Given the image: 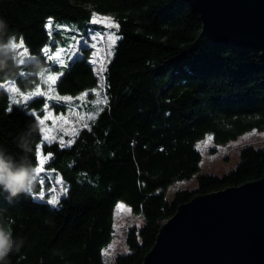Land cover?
Masks as SVG:
<instances>
[{
  "label": "trees",
  "instance_id": "obj_1",
  "mask_svg": "<svg viewBox=\"0 0 264 264\" xmlns=\"http://www.w3.org/2000/svg\"><path fill=\"white\" fill-rule=\"evenodd\" d=\"M94 15L110 17L119 26L100 91L105 102L70 145L46 143L37 116L44 117L48 102L34 95L41 77L28 71L31 58H38L48 72L58 70L44 49L52 53L59 39L65 46L67 38L51 32L50 22L80 23L77 28L85 32ZM0 18L8 23L4 38L23 41L29 56L0 71V148L21 158L20 137L31 132L30 159L38 168L41 148L49 157L45 168L66 187L56 205L32 194L9 201L0 193V218L24 241L7 264H106L104 251L116 232L119 202L143 226L129 229L128 252L114 264H142L162 223L178 206L264 175V147L249 145L241 149L238 167L225 177L198 175L203 155L197 144L208 134L216 144H227L249 131L264 130V63L255 50L210 43L188 4L0 0ZM90 58L91 49L82 48L79 57L60 69L63 74L55 84L59 96L93 95L99 79ZM9 83L32 98L13 103L1 88ZM54 107L65 110L67 105L58 102ZM195 177L194 191L178 192L171 202L166 198L172 186Z\"/></svg>",
  "mask_w": 264,
  "mask_h": 264
},
{
  "label": "water",
  "instance_id": "obj_2",
  "mask_svg": "<svg viewBox=\"0 0 264 264\" xmlns=\"http://www.w3.org/2000/svg\"><path fill=\"white\" fill-rule=\"evenodd\" d=\"M178 1L210 43L255 50L264 63V0ZM142 264H264V175L178 206Z\"/></svg>",
  "mask_w": 264,
  "mask_h": 264
},
{
  "label": "rangeland",
  "instance_id": "obj_3",
  "mask_svg": "<svg viewBox=\"0 0 264 264\" xmlns=\"http://www.w3.org/2000/svg\"><path fill=\"white\" fill-rule=\"evenodd\" d=\"M95 20V22H93ZM67 24V25H66ZM92 26L85 32L80 31L77 27H80V23H65V25H56L50 22L49 29L51 32H59L63 37L67 38V42H63L64 45H60L62 41L59 39L57 49L54 52L47 51L48 58L51 56L54 65L59 68L58 70H51L46 73L44 77H41L40 89L44 92V97L47 100V109L45 108V116L51 117L41 124V127L45 130L43 134V140L46 143L59 142L61 144L70 145L80 130L89 127V124L96 118L102 104L105 102V97L100 93L104 86V72L106 65L108 64L114 46L117 40L113 43L110 36H118L117 28L107 27L106 25L116 24L112 18L100 15H94L92 19ZM117 25V24H116ZM96 36L95 41L92 37ZM85 41H88L86 48L91 49V64L99 79V87L92 92L93 95L84 94L70 100L56 99L59 96L55 91V84H51L47 77L55 72H61L64 66L68 64L72 59L81 55L82 48H85ZM96 43L95 49L91 48V44ZM18 56L21 61L23 59V48L21 44L17 43ZM75 53V55H73ZM60 60L63 61L61 66ZM16 86L13 83L3 85L1 88L7 90L10 94V98L13 103L25 104L24 96L18 91H12V88ZM53 97L48 99V97ZM34 97V96H33ZM19 101V103H17ZM66 104L65 110H57L54 107L56 103ZM41 118V119H44ZM45 136L50 139H45ZM253 146L256 148L264 147V130H252L238 139L230 141L227 144H216L213 136L208 134L202 141L197 144L198 149L203 155V161L201 163V172L198 175L208 174L214 177L223 178L226 175L233 172L240 164V152L245 146ZM39 166L41 171L38 173V182L35 190L31 193L35 199L48 201L49 199L56 200L57 203L66 192V187L63 185L59 176L54 175V171H50L45 168V164L49 159L48 156L42 154L40 148ZM37 168V169H38ZM197 177V176H196ZM196 177L191 181L184 183H177L172 186L166 198L171 202L175 195L181 191H194L197 186ZM47 178H51L50 183ZM48 182V183H47ZM53 189H55L53 191ZM43 192L44 198L41 199L40 194ZM56 203V204H57ZM55 204V205H56ZM115 221L116 232L112 238L110 244L104 251L106 264H114L116 257L120 254L128 252L126 246V239L128 231L131 227L136 226L141 228L143 226V220L140 217L133 216L130 208L124 203L119 202L115 209Z\"/></svg>",
  "mask_w": 264,
  "mask_h": 264
},
{
  "label": "clouds",
  "instance_id": "obj_4",
  "mask_svg": "<svg viewBox=\"0 0 264 264\" xmlns=\"http://www.w3.org/2000/svg\"><path fill=\"white\" fill-rule=\"evenodd\" d=\"M8 31V23L0 18V71L12 64L23 63L19 59L15 37L4 34ZM33 64L28 71L34 76L44 77L48 68L38 58L32 57ZM31 132L20 137L19 147L24 153L21 158H16L0 148V193L6 194L5 198L11 201L19 196L31 194L38 182V170L29 157L32 152ZM23 239L16 237L9 225L0 218V264H7L8 257L13 252H18L23 246Z\"/></svg>",
  "mask_w": 264,
  "mask_h": 264
},
{
  "label": "snow or ice",
  "instance_id": "obj_5",
  "mask_svg": "<svg viewBox=\"0 0 264 264\" xmlns=\"http://www.w3.org/2000/svg\"><path fill=\"white\" fill-rule=\"evenodd\" d=\"M93 22H95V20H94ZM106 26H107V27H115V28H118V27H119V26L116 25V24H110V25H106ZM96 39H97L96 36H93V37H92V40H93V41H95ZM109 39H111V40L113 41V43H114L115 40L119 39V37H118V36H116V37H112V36H110ZM84 43H85V48H86V47L88 46V41H85ZM21 46H23V41H21ZM96 47H97V44H96V43H92V44H91V48H92V49H95ZM25 51H26V49H25ZM44 51H45V52L48 51L47 47L44 49ZM73 55H75V53H73ZM49 59L51 60L52 57L50 56ZM59 62L61 63V66H63V61L60 60ZM90 62H91V61H90ZM62 74H63L62 72H55V73L49 75V76L47 77V79H48V81H49L51 84H56L58 78H59ZM12 91L16 92V91H18V90H17L15 87H13V88H12ZM22 95H23V94H22ZM34 95H35L36 97H41V96H44V92H43L40 88H37V89L35 90ZM31 98H32L31 96H27V95L24 96V100H25V102H27V100H29V99H31ZM52 98H53V97H51V96L48 97V99H52ZM56 99H63V100H65V101H67V100H70L71 97H67V96H65V97H56ZM17 103H19V101H17ZM47 107H48V105L45 104V108H46V109H47ZM32 115H35V113H32ZM50 118H51V117L45 116L44 119H40V117L37 116V119L39 120V123H40V124H43L45 120L50 119ZM44 131H45V130L42 128V129H41V132L44 133ZM45 139H50V137L45 136ZM38 148H39V146H38ZM39 155H40V154H39V152H38V158H39ZM37 170H38V173L41 171V169H39V168H38ZM54 190H55V189H53V191H54ZM40 197H41V199L44 198V194H43V192H41ZM48 203H49V204H53V205H55V204L57 203V201H56V200H53V199H49V200H48Z\"/></svg>",
  "mask_w": 264,
  "mask_h": 264
},
{
  "label": "built area",
  "instance_id": "obj_6",
  "mask_svg": "<svg viewBox=\"0 0 264 264\" xmlns=\"http://www.w3.org/2000/svg\"><path fill=\"white\" fill-rule=\"evenodd\" d=\"M23 55L25 58H29L27 51H25V48L23 47Z\"/></svg>",
  "mask_w": 264,
  "mask_h": 264
}]
</instances>
